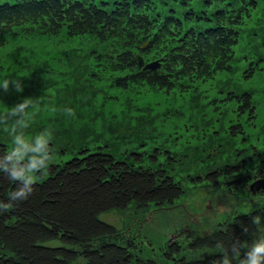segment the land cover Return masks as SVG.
<instances>
[{"label":"trees","instance_id":"1","mask_svg":"<svg viewBox=\"0 0 264 264\" xmlns=\"http://www.w3.org/2000/svg\"><path fill=\"white\" fill-rule=\"evenodd\" d=\"M256 2L179 0L184 7L178 14L157 11L152 0H0V45L16 32L88 34L97 42L92 56L98 68L121 73L113 80L118 86L149 83L185 90L230 70L234 45ZM190 19L208 25L187 24ZM136 53L145 64L157 61V67L139 66ZM231 94L240 111L255 117L247 90ZM97 147L80 146L70 158L48 163L47 175L34 178L29 164L0 142V264H158L143 260L137 240L100 214L129 205L141 210L172 205L185 192L181 181L162 165L135 164L128 154L117 157ZM251 150L189 176L231 195L247 191V202L215 229L188 234L186 243L166 244L165 260L264 264V184L253 189L255 182H264V143ZM252 159L254 168L244 170Z\"/></svg>","mask_w":264,"mask_h":264},{"label":"rangeland","instance_id":"2","mask_svg":"<svg viewBox=\"0 0 264 264\" xmlns=\"http://www.w3.org/2000/svg\"><path fill=\"white\" fill-rule=\"evenodd\" d=\"M152 2L161 12L180 14L184 7L179 0ZM256 3L234 45L230 70L185 90L118 86L113 80L121 73L98 68L92 56L97 42L88 34L8 35L0 45V142L29 164L34 178L80 146L128 154L135 164L162 165L185 189L172 205L143 210L129 205L100 218L133 236L143 260L172 264L162 255L166 244L215 229L247 202V191L231 195L189 176L264 143V0ZM187 24L208 25L202 19ZM240 89L249 92L255 117L240 111L231 94ZM248 160L244 170L256 164Z\"/></svg>","mask_w":264,"mask_h":264},{"label":"water","instance_id":"3","mask_svg":"<svg viewBox=\"0 0 264 264\" xmlns=\"http://www.w3.org/2000/svg\"><path fill=\"white\" fill-rule=\"evenodd\" d=\"M135 59L137 60V63H138V65L139 66H143V67H147V68H152V69H154V68H156L157 67V65H158V63H157V61H152V62H149V63H147V64H145L144 63V58H143V56H141L140 54H138V53H136L135 54ZM259 182V181H258ZM260 186H262L263 184H264V182H262V180H260ZM257 186V185H256ZM257 188H259V186L257 187Z\"/></svg>","mask_w":264,"mask_h":264},{"label":"bare ground","instance_id":"4","mask_svg":"<svg viewBox=\"0 0 264 264\" xmlns=\"http://www.w3.org/2000/svg\"><path fill=\"white\" fill-rule=\"evenodd\" d=\"M260 183H261L260 181H259V182H255V183H254L255 186L253 187V189H258L257 187H258V186L260 187ZM256 185H257V186H256Z\"/></svg>","mask_w":264,"mask_h":264},{"label":"clouds","instance_id":"5","mask_svg":"<svg viewBox=\"0 0 264 264\" xmlns=\"http://www.w3.org/2000/svg\"><path fill=\"white\" fill-rule=\"evenodd\" d=\"M256 264H258V262H256Z\"/></svg>","mask_w":264,"mask_h":264}]
</instances>
